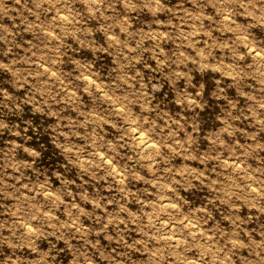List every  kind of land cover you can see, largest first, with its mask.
Listing matches in <instances>:
<instances>
[{
    "label": "rangeland",
    "instance_id": "rangeland-1",
    "mask_svg": "<svg viewBox=\"0 0 264 264\" xmlns=\"http://www.w3.org/2000/svg\"><path fill=\"white\" fill-rule=\"evenodd\" d=\"M40 2L0 0V264H6L9 257L19 258V264H70L72 255L65 240L58 238L59 234H50L53 230L47 225L40 229L43 234L36 238L34 246L21 244L13 247L4 238L10 235L5 225L17 220L12 209L20 203L16 197L21 194L10 195L13 193L9 177L11 169L5 170V161L10 156L17 161L32 160L24 147L34 148L40 153L33 167L27 169L32 182L52 186L62 200L57 202L35 195V203L53 207L60 221L65 223L77 220L78 214L77 223L87 230V238L97 242L104 253L117 246L115 237L123 235L132 241L140 235L135 231H125L123 223H116L118 215H127L120 210L121 204L131 211H138L140 205L135 197H123L116 174L104 164L99 153L103 151L112 157V164L126 173L128 188L135 189L145 200L155 199V195L145 191L150 187L147 179L155 175L146 167L151 161L141 158L137 141L131 136L120 140L128 124L113 111L115 99H107L100 90H93L95 86L90 80L77 75L85 71V66H91L96 83L112 97H123L130 92L137 94L134 97L137 102L130 104V109L136 118L148 116V122L140 131L160 145V155L154 157L158 173L185 164L205 168L204 163L188 160L167 148L164 141L168 129L165 124L169 119H182L186 124L191 136H186L183 131L179 135L182 139H191V147L197 155L214 152L213 142L217 138L224 139L229 145L236 141L243 145H264V126L252 115L264 116V108L261 107L264 104V83L260 82L264 75L256 70L258 57L255 55L256 51L264 50V21L247 15L241 7L242 4H248L249 8L255 6L259 13L264 8V0H60L77 14L78 20L68 27L67 38L59 45L62 51L67 50V54L55 65V70L82 94L78 107L62 103L48 109L37 107L36 101L30 99L33 95L30 87L23 81H17L13 72L3 66L8 63L21 75L38 71V66L32 62L35 57L32 60L26 58L30 56L27 50L39 49L44 37L35 26V17L29 16L27 22H22L17 9L22 4L34 8ZM157 3L163 4L164 8L153 13L149 6ZM215 4L232 7L234 14L231 20H225L222 14L216 13ZM126 5L135 7L128 9ZM185 10L204 11L208 15L202 20L190 19L182 24L181 19L186 18ZM101 11L105 15L102 16ZM52 15L50 11L40 13L39 22H47ZM112 16L128 24V31H121L120 25L109 28L108 25L115 24V20L106 17ZM201 23L205 31L193 37L197 41L196 47L208 51L207 46L215 44L208 62H221L222 70L200 69L190 61L177 63L183 59L179 55L181 51L194 54L180 35L181 30L191 31L193 26L200 27ZM30 24L33 26L29 27ZM224 24L228 27L224 28ZM207 31H211V36L205 34ZM129 32L132 34L129 43L133 46L138 44L132 50L110 40L111 35L118 34V39L123 41ZM162 32L168 36L162 37ZM250 48L253 51L250 52ZM134 57H139V60ZM160 60H165V63L161 65ZM229 64L232 68L228 67ZM232 70L240 72V76L224 75V72ZM177 71L192 76L191 82L187 77L177 78L174 75ZM130 74H137L132 89L126 84ZM153 84H158L159 88L154 89ZM5 92L11 99L4 96ZM185 96H191L197 103L190 105L187 100L178 103ZM16 104L20 106L16 107ZM144 104L148 107L144 108ZM81 112L89 115L86 126L77 127L69 123L84 119ZM109 116L115 117L114 124L100 119ZM229 126L238 131L230 134L226 131ZM86 129L88 135H83ZM93 129L98 134L95 143L91 136ZM109 142L116 143L115 151L107 148ZM153 148L147 149L143 155H150L156 150ZM237 151L243 153L244 149L237 146ZM239 159L246 163L257 181L264 184V171H261L264 170V148H253ZM216 168L215 160L207 162L210 176H217ZM136 173L143 174L146 179H137ZM227 176L225 181L221 173L220 182L211 186L210 180L202 182L189 176L185 182L187 187L179 189L184 212L192 213L198 206L206 205L211 210V218L205 227L212 228L217 235L235 231L246 240L261 241L264 239V191L260 194L245 191L247 173L241 175L230 169ZM222 186L231 193L230 196L216 191ZM151 192L154 193L155 189ZM28 195L33 197L31 192ZM94 200L103 207H96L92 203ZM74 204L78 207H73ZM79 207L84 208L83 213H78ZM34 224L39 227L38 222ZM24 231L21 224L17 235L10 238L19 244ZM79 237L77 233L72 240L73 246L83 244ZM126 251V264H144L147 259L146 252ZM198 254L196 248L186 253L189 257ZM243 254L247 255V252ZM117 259L121 257L117 256Z\"/></svg>",
    "mask_w": 264,
    "mask_h": 264
},
{
    "label": "clouds",
    "instance_id": "clouds-1",
    "mask_svg": "<svg viewBox=\"0 0 264 264\" xmlns=\"http://www.w3.org/2000/svg\"><path fill=\"white\" fill-rule=\"evenodd\" d=\"M128 9H132L135 5H126ZM153 13L158 12L164 8L163 4L157 3L149 6ZM216 13L222 14L225 20H231L233 16V8L227 7L223 4L213 5ZM246 10L247 15L254 16L257 20L264 21V8L260 9L259 13L256 12L255 6L249 8L248 4H242ZM91 10V9H90ZM99 10V9H97ZM7 14V9L5 10ZM52 12L53 15L47 22L40 21V13ZM186 11V18L181 19V23H187L190 19L202 20L207 13L204 11L189 12ZM17 13L20 16L22 22H27L29 16L35 17V26L39 28L42 36L44 37L39 49L33 51L29 48L27 51L30 56L26 57L38 66V71L26 72L25 74H19L18 70L10 68L8 63L3 66L13 72L17 81H23L25 85H28L33 92L30 97L31 100L36 101L37 107L48 109L53 106H58L62 103L79 106L78 101L81 93H78L72 87L71 81L65 80L55 70V65L62 60L63 56L67 54V50L60 49V43H62L68 36V27L74 25L77 20V14L73 13L72 10L60 0H41L34 8H29L27 4H22L20 9H17ZM102 16L105 15L104 11L100 13ZM115 20V24H109V28H113L116 25L121 26V31H128L129 25L121 23L115 16L106 17ZM211 19V16H209ZM125 21L127 17L124 18ZM223 23V21L221 22ZM33 25L30 24L29 27ZM228 25L224 24V28ZM11 29L9 32L11 33ZM79 29H77V32ZM205 31L203 24L200 27L193 26V29L188 32L181 30L180 35L184 37L187 47L193 50L194 54H189L187 51H181L180 56L183 59L177 61L178 64H186L192 62L197 65L200 69H221V62H208L209 58L213 56L211 51L212 47L216 45H208V51L204 48H197V41L193 37H197L198 33ZM76 34V33H73ZM211 36V31L205 33ZM14 35V34H13ZM155 35V33H153ZM132 34L128 33V38L121 41L118 39V34L111 35L110 40L115 41L116 44H122L124 48L132 50L134 47L129 43V39ZM162 37L168 36V33L162 32ZM71 47V45H69ZM221 47H227V45H221ZM162 51V50H161ZM253 51V49H249ZM127 55V53H125ZM258 57L257 60V71L264 75V50H258L255 52ZM133 59L139 60V57ZM159 63L163 65L165 60H160ZM232 68V65H228ZM91 66H85V71L78 72L77 75L81 79L90 80L92 85L95 86L93 90H100L102 94L109 100L115 99L113 111L128 124V129L124 136L120 137V140H124L126 137L131 136L137 141L136 147L140 148L141 158L148 159L151 162L146 165L147 169L155 174L154 178H148L147 184L150 186L145 191L155 195L154 200H145L135 189L128 188L126 184V173L121 172L116 168V165L112 164V157L106 155L105 152H100L99 157L102 159L104 164L110 166V170L116 174L121 185V191L123 197L131 199L135 197L140 205L138 211L129 210L124 204L120 205V210L126 213V216H119L116 219V223H123L125 231H135L139 233V237L135 240L129 241L123 235L115 237L117 246L110 249L108 253H104L98 246L97 242H94L87 238V230L81 227L77 220H72L70 223L60 221L56 214V210L51 206H46L44 203H35L34 196L40 195L45 199L62 202L61 197L55 194V190L52 186L42 183H33L32 177L27 174V169L33 167L35 158L40 156V153L34 148L24 147V151L29 153L32 160L17 161L14 157L10 156L5 161V170L11 169L9 177L12 180L11 187L13 193L20 192L21 194L16 197L20 203L12 209V214L17 217L16 221L8 223L5 228L8 229L9 234L5 236V240L13 247H18L21 244L33 245L35 244L36 238L43 234L40 229L47 225L53 231L50 234L58 235V238L64 239L66 244L71 249L72 255L69 257L70 264H126L124 257H127L126 250H140L146 252L147 259L144 264H264V239L261 241L246 240L240 236L239 232H232L230 234L220 233L217 235L216 231L212 228H207L205 225L211 218V210L205 206H198L197 209L192 213H185L183 210V204L181 203V196L179 189L181 187H187L185 183L188 181L189 176L202 182L211 181V185L217 184L221 173L224 174V180L227 181V173L230 169H235L240 172L241 175L247 173V182L244 185V189L248 193L260 194L264 191V184L257 181L255 175L248 170L247 165L244 161H241L239 157L244 153H247L253 148H264V145L239 144L236 141L235 144L229 145L224 139L217 138L213 143L215 145V151L207 155H197L191 147V139H182L179 133L183 131L186 136H191L188 132V128L182 119H169L165 128L168 129L165 143L167 148L171 151L184 155L188 160H198L205 164L204 169L198 167H192L188 164L180 168L169 167L162 173H158V170L154 167L157 163L155 156L160 155L159 144L153 142V146L156 149L150 155L144 156L143 153L148 148V141L141 138L142 132L140 129L143 125L148 122V116L145 115L143 119L134 117L130 104L137 102L134 97L137 95L135 92H130L128 95L123 97L114 98L111 93L105 92L104 89L96 83L95 74L90 70ZM222 70V69H221ZM137 74H130L126 80L127 87L129 89L134 88V81ZM177 78L187 77L188 81L191 82L192 76L184 71H177L174 73ZM224 75L229 77H239L240 72L232 70L224 72ZM264 83V80L260 81ZM152 87L159 88L158 84H153ZM146 95V94H145ZM4 96L11 99L9 93L5 92ZM142 98V97H141ZM187 100L190 105H195L197 101L191 96H185L178 103ZM16 104V107H19ZM144 108L148 105L144 104ZM264 108V104H261ZM80 115L84 117L82 120L69 121V123L76 124L79 126H86L89 123V115L86 112H81ZM257 122L264 126V116L252 113ZM100 119L105 120L108 124H114L115 117H102ZM239 119V117H237ZM99 122V121H97ZM230 134H235L238 129L232 126L226 129ZM18 134V133H17ZM79 134V133H78ZM83 135H88L87 129ZM92 142L95 143L98 134L95 129L92 133ZM237 146L244 149V152H238ZM107 148L115 151L116 143L109 142ZM209 160H215L217 168L216 177L210 176L207 170V162ZM102 164V166H104ZM264 171V170H261ZM17 173L19 175H17ZM136 178L139 180H145V176L141 173H136ZM27 191H23V190ZM151 189H155L152 193ZM218 192L225 193L226 196H230L225 187L216 189ZM33 193V197H30L28 193ZM175 194V195H173ZM221 198V197H217ZM96 207H103L98 200L92 201ZM236 207L237 205H233ZM73 207H78L73 205ZM84 208L79 207L78 213H83ZM199 213V215H197ZM59 221V223H57ZM38 222L39 227L34 224ZM111 222V221H110ZM23 224L25 231L23 233V239L19 244L15 243L10 237L16 236L18 228ZM134 226V227H133ZM107 225H105V228ZM79 233L83 239V244L79 246H73L72 240ZM248 233L245 232V236ZM223 240V243H221ZM139 246V247H138ZM198 249V256L189 257L186 253L192 249ZM123 249V250H122ZM243 252H247L244 255ZM112 253H115L113 255ZM120 256L121 259H117ZM6 264H19V258L9 257ZM47 264V262H45Z\"/></svg>",
    "mask_w": 264,
    "mask_h": 264
},
{
    "label": "bare ground",
    "instance_id": "bare-ground-1",
    "mask_svg": "<svg viewBox=\"0 0 264 264\" xmlns=\"http://www.w3.org/2000/svg\"><path fill=\"white\" fill-rule=\"evenodd\" d=\"M142 132V131H141ZM142 137L143 139H146L149 143H148V148L147 149H151L153 147V141H151V139L149 137H147L143 132H142ZM154 149V148H153Z\"/></svg>",
    "mask_w": 264,
    "mask_h": 264
}]
</instances>
